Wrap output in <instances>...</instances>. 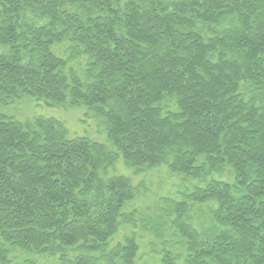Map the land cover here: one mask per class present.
I'll use <instances>...</instances> for the list:
<instances>
[{
  "label": "trees",
  "instance_id": "1",
  "mask_svg": "<svg viewBox=\"0 0 264 264\" xmlns=\"http://www.w3.org/2000/svg\"><path fill=\"white\" fill-rule=\"evenodd\" d=\"M22 99L104 142L0 112V264H136L137 232L160 264H264V0H0V106ZM119 162L180 200L129 210Z\"/></svg>",
  "mask_w": 264,
  "mask_h": 264
},
{
  "label": "rangeland",
  "instance_id": "2",
  "mask_svg": "<svg viewBox=\"0 0 264 264\" xmlns=\"http://www.w3.org/2000/svg\"><path fill=\"white\" fill-rule=\"evenodd\" d=\"M0 112L15 117L17 120L31 119L35 116L52 117L64 124L68 130L69 138L87 137L97 142H104L102 128H98L97 123L85 117L86 111L83 109H69L62 107H45L37 105L33 101L26 99L15 101L8 107H1ZM116 175L128 177L132 184L142 185L139 189L136 201L132 203V209L140 212L143 217L150 216L151 209L159 198H171L180 200L178 191H180V180L175 175H171L164 168H156L146 171L142 174H133V171L124 167L122 162L116 165ZM150 209V210H149ZM137 219V217H136ZM121 231V234L129 232ZM120 236L118 237V240ZM154 240L152 236L144 232H137V242L139 250L137 253L136 264H160L159 256L152 253L149 243ZM157 253L159 248H156ZM36 264H58L56 260L49 258L34 257Z\"/></svg>",
  "mask_w": 264,
  "mask_h": 264
}]
</instances>
